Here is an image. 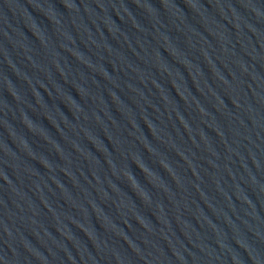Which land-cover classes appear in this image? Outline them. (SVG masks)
I'll list each match as a JSON object with an SVG mask.
<instances>
[{
	"label": "water",
	"instance_id": "water-1",
	"mask_svg": "<svg viewBox=\"0 0 264 264\" xmlns=\"http://www.w3.org/2000/svg\"><path fill=\"white\" fill-rule=\"evenodd\" d=\"M0 264H264V0H0Z\"/></svg>",
	"mask_w": 264,
	"mask_h": 264
}]
</instances>
